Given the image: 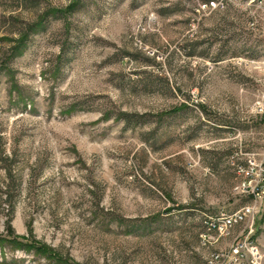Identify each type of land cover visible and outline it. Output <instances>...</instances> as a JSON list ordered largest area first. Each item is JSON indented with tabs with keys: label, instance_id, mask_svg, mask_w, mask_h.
I'll use <instances>...</instances> for the list:
<instances>
[{
	"label": "rangeland",
	"instance_id": "1",
	"mask_svg": "<svg viewBox=\"0 0 264 264\" xmlns=\"http://www.w3.org/2000/svg\"><path fill=\"white\" fill-rule=\"evenodd\" d=\"M0 0V264H206L261 153L264 0ZM253 23V25L251 24ZM264 264V198L252 237Z\"/></svg>",
	"mask_w": 264,
	"mask_h": 264
},
{
	"label": "built area",
	"instance_id": "2",
	"mask_svg": "<svg viewBox=\"0 0 264 264\" xmlns=\"http://www.w3.org/2000/svg\"><path fill=\"white\" fill-rule=\"evenodd\" d=\"M226 1L207 0L200 8L207 12L224 8ZM254 113L264 115V99L255 104ZM237 175L239 178L232 190L251 197L252 203L206 223V229L200 235L203 242L218 244L225 238H231V246L213 251L206 259V264H261L263 255L252 237L257 206L264 198V139L262 152L249 154L243 163L237 165Z\"/></svg>",
	"mask_w": 264,
	"mask_h": 264
}]
</instances>
